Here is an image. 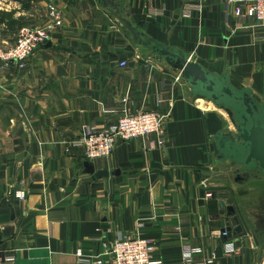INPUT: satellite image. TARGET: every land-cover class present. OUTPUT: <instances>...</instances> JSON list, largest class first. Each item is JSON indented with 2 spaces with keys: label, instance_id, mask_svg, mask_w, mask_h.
<instances>
[{
  "label": "crops",
  "instance_id": "crops-1",
  "mask_svg": "<svg viewBox=\"0 0 264 264\" xmlns=\"http://www.w3.org/2000/svg\"><path fill=\"white\" fill-rule=\"evenodd\" d=\"M109 1L143 35L264 102V28L237 18L234 5ZM50 2L63 14L60 29L22 66L0 72L2 250H17L14 264H78V250L102 254L95 239L128 236L151 240L163 264H179L185 244L204 251L197 263L214 255L218 264H254L247 231L226 239L238 254L227 255L221 239L230 226L221 197L252 206L264 196L260 181L237 182L234 164L218 160L225 119L176 81L153 46L135 41L107 0H0L8 5L0 8V40L12 44L19 29L41 25ZM199 2L201 13L183 16L186 4ZM142 111L164 117L165 146L120 142L110 157L88 162L108 178L88 173L74 142Z\"/></svg>",
  "mask_w": 264,
  "mask_h": 264
},
{
  "label": "built area",
  "instance_id": "built-area-1",
  "mask_svg": "<svg viewBox=\"0 0 264 264\" xmlns=\"http://www.w3.org/2000/svg\"><path fill=\"white\" fill-rule=\"evenodd\" d=\"M227 6L234 5V14L240 19H253L264 28V0H225ZM203 11V4L188 3L183 8L184 17H192ZM51 18V25L45 28H22L16 34L12 44L0 40V72L11 64L22 66L28 59L41 50L53 34L60 29L63 14L58 6L50 2L46 8ZM155 14V13H153ZM264 41V37L262 38ZM121 67H127L122 63ZM176 81L181 82L176 76ZM167 128L164 117L157 111H142L139 113H126L116 124L104 131H89L83 134L73 146L83 151L84 160L93 162L110 157L120 142H130L139 139H152L147 144L149 151L162 148L166 144ZM18 200H24L26 194L18 192L15 194ZM212 194L207 195L211 198ZM229 232L221 235L225 253L238 254L234 244L228 242ZM4 239L0 233V264H14L16 262L17 250H2L1 244ZM94 241L100 242L103 252L99 256L86 255L82 250L76 253L78 264H163L154 258L155 244L141 237L124 236L114 242H107L100 238ZM201 248H195L189 244L183 246L182 258L179 264H218L214 255L201 263L195 261V257L202 255ZM107 258L105 260L104 258Z\"/></svg>",
  "mask_w": 264,
  "mask_h": 264
},
{
  "label": "water",
  "instance_id": "water-1",
  "mask_svg": "<svg viewBox=\"0 0 264 264\" xmlns=\"http://www.w3.org/2000/svg\"><path fill=\"white\" fill-rule=\"evenodd\" d=\"M104 6L117 12L119 21L127 27L139 45L153 46L156 57L169 65L172 72L180 77L195 97L211 102L227 113L230 123L225 121L224 130L218 132L215 137L218 160L234 164L238 175L237 182L257 180L264 186V102L257 99L251 89L235 88L227 75L213 74L192 60L188 54L167 48L143 35L127 19L120 16L123 9L115 3L107 0ZM231 126L235 131L231 130ZM85 168L88 173L95 174L99 179L110 176L107 171L95 172V168L88 162ZM250 206L238 201L233 205L231 199L221 197L220 208L222 212L227 213L230 221V226L226 229L230 236L247 231L264 248V196L260 204ZM249 210L252 211L253 217L258 219L257 225L262 226V230L250 220L249 214H252ZM258 212L261 214L259 217ZM260 233L261 236L258 235Z\"/></svg>",
  "mask_w": 264,
  "mask_h": 264
},
{
  "label": "rangeland",
  "instance_id": "rangeland-1",
  "mask_svg": "<svg viewBox=\"0 0 264 264\" xmlns=\"http://www.w3.org/2000/svg\"><path fill=\"white\" fill-rule=\"evenodd\" d=\"M6 6H8V5H1V3H0V8L1 9H6ZM40 14V13H39ZM32 20V19H31ZM62 23H63V21H62ZM52 23H51V18H50V16H48V13L45 11V15H44V20H43V23L41 24V25H39V26H26V27H23V28H45V27H48V26H50ZM60 28V27H59ZM22 29V28H21ZM21 29H19V30H21ZM59 30V29H58ZM18 33V32H17ZM199 101H201L200 103L201 104H206V105H208V106H212V108H214L215 110V112L217 113H219L220 114V112H219V109H217L216 107H215V105L214 104H212L211 102H207L206 100H203V99H199ZM220 116L224 119V117H223V115L222 114H220ZM258 206V205H257ZM251 207V206H250ZM250 209V208H249ZM258 211H261V210H258ZM249 213H251L252 214V211L251 210H249ZM254 213V212H253ZM256 213H257V211H256ZM258 217L259 216H261V214H260V212H258ZM249 216H250V220L252 221V223H254L258 228H260L261 230H262V226H260V225H257L258 224V219H256L255 217H253V214H252V216L249 214ZM264 228V227H263ZM260 231V230H259ZM254 234H255V232H254ZM256 235V234H255ZM258 235H260L261 236V233L260 234H258ZM253 246H254V252H256V254L254 253V264H264V248L261 246V244H259V242H258V240L256 239V238H254V240H253Z\"/></svg>",
  "mask_w": 264,
  "mask_h": 264
},
{
  "label": "bare ground",
  "instance_id": "bare-ground-1",
  "mask_svg": "<svg viewBox=\"0 0 264 264\" xmlns=\"http://www.w3.org/2000/svg\"><path fill=\"white\" fill-rule=\"evenodd\" d=\"M220 114H222L223 115V117H224V119H225V121H227V122H229L230 123V119H229V116L227 115V113L223 110V111H221L220 112ZM231 130L232 131H235L234 130V128L231 126Z\"/></svg>",
  "mask_w": 264,
  "mask_h": 264
}]
</instances>
